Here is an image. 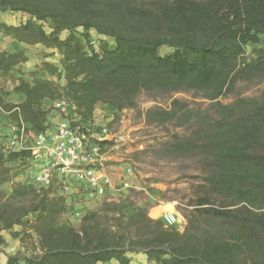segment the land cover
Masks as SVG:
<instances>
[{"label":"trees","instance_id":"16d2710c","mask_svg":"<svg viewBox=\"0 0 264 264\" xmlns=\"http://www.w3.org/2000/svg\"><path fill=\"white\" fill-rule=\"evenodd\" d=\"M6 11L29 17L19 25L0 23L4 34L58 48L62 69L44 65L65 83L21 80L14 87L19 101L0 98L9 112L0 118V185L9 179V162L31 165L30 152L4 150L7 122L21 115L29 128L43 130L57 99L71 103L82 120L92 119L99 105L134 108L143 91L193 92L211 104L203 111L174 98L169 108L146 112L151 121L186 126L188 133L174 134L167 150L199 157L204 172L184 210L183 231L117 203L86 211L77 225L56 224L55 204L39 194L29 203H5L0 189V232L31 223L36 233L31 248L27 243L25 251L9 254L6 264H131L129 252L155 264H264V91L220 100L239 81L264 80V47H258L264 0H0V13ZM92 30L105 37L99 48ZM163 46L172 51L161 54ZM28 59L23 50H0V71ZM15 191L20 198L29 193Z\"/></svg>","mask_w":264,"mask_h":264},{"label":"rangeland","instance_id":"374dc122","mask_svg":"<svg viewBox=\"0 0 264 264\" xmlns=\"http://www.w3.org/2000/svg\"><path fill=\"white\" fill-rule=\"evenodd\" d=\"M29 15L21 12H1L0 23L9 25H19L28 19ZM47 27V24L45 25ZM79 31H82L79 30ZM79 33V32H78ZM68 32L63 33V37ZM91 41L96 48L105 37L100 36L94 30L90 32ZM258 47H264V34L261 36V42ZM0 50L8 52H16L23 50L28 56V61L16 65L9 72L0 71V98L3 104L19 101V94L14 92V87L21 81H33L35 78H48L65 83V79L58 77L57 74L52 75L45 70V62H49L62 69V54L55 47H46L45 45L27 44L17 41L12 35H6L0 28ZM172 51L169 46L160 48L161 54ZM249 56L253 55V46H248ZM58 70V71H59ZM264 91V80H255L252 82L239 81L233 93L222 96L220 100L223 103H230L238 97H259ZM174 98L188 101L191 107L203 111L210 110V101L202 98L193 92H168L160 94H149L145 91L141 92L137 98V105L134 108L124 110H115L113 108L99 105L97 114L103 122H108L112 132L122 135L124 140L118 143V147L109 148L107 153V170L112 174L117 182L123 179L130 184L120 193L115 195L114 200L107 198L89 203L86 206L87 211H105L107 206L112 203L131 207L126 211H136L140 209L147 211L151 218L163 219L168 227H174L179 231H183L187 225V219L184 210L189 208L188 202L194 189L202 180L204 175L203 169L199 162V157L177 156L170 154L167 150L169 141L174 134L185 135L188 133L186 126H177L172 122L158 123L149 120L147 110L152 107L169 108ZM50 103H47V106ZM101 111V112H100ZM0 110V118H2ZM10 176L7 181L0 185L2 190L1 199L5 203L21 202L29 203L40 195L39 198H45L47 202L55 204L53 211V221L56 224L74 223L72 217L65 213V203L60 197L58 189L53 187L48 190L37 191L27 185L28 163L19 160L8 163ZM132 170V173L129 172ZM28 190L29 193L25 197H18L15 190ZM173 212L176 221L171 222L167 215H162L164 211L163 205ZM27 219H34L33 215H29ZM19 233L14 236L10 242L0 238V244L7 249L9 253L16 254L19 251H25L31 248V242L36 238L35 231L31 228V223L25 225H17L13 229ZM9 232V231H7ZM1 248L6 253V249ZM7 252V254H8ZM131 264H155L151 262L147 255L142 252H129ZM111 264H119L116 260Z\"/></svg>","mask_w":264,"mask_h":264},{"label":"built area","instance_id":"2783aa9c","mask_svg":"<svg viewBox=\"0 0 264 264\" xmlns=\"http://www.w3.org/2000/svg\"><path fill=\"white\" fill-rule=\"evenodd\" d=\"M53 107L55 116L40 131L29 128L21 115L8 121L3 146L5 151L30 152L26 182L38 189L56 187L72 220L79 222L89 203L114 200L129 186L125 179L117 182L106 166L109 148L118 147L124 137L96 113L90 120L74 116L66 99L55 100ZM0 110L9 114L1 105ZM167 217L176 221L174 214Z\"/></svg>","mask_w":264,"mask_h":264},{"label":"crops","instance_id":"0c3cea01","mask_svg":"<svg viewBox=\"0 0 264 264\" xmlns=\"http://www.w3.org/2000/svg\"><path fill=\"white\" fill-rule=\"evenodd\" d=\"M98 111H99V110L96 109V110H95V113L97 114ZM100 112H101V111H100ZM161 206L164 207V211H162V215H172V214H173V212L169 211V210L165 207V206H166V203H164V204L161 205ZM7 231H9V230H3V231H1V232H0V238H2L3 241H4V239H5L7 242H10L11 239H13V238H12V235H11L10 231H9V232H7ZM0 243H1V242H0ZM1 248H4L2 244H0V264H6V263H7V260H8V255H9V254H13L14 252H13V253H9V252L7 251V249L4 248V250L6 249V253H5L4 251H2ZM7 252H8V254H7ZM113 262H114V261H113Z\"/></svg>","mask_w":264,"mask_h":264}]
</instances>
